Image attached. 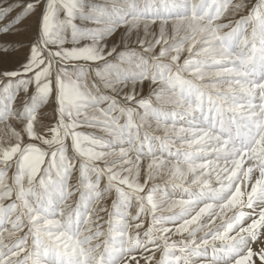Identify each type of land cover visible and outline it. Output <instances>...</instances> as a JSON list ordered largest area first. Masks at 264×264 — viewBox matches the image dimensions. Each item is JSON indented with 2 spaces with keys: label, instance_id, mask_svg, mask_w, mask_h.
I'll use <instances>...</instances> for the list:
<instances>
[{
  "label": "snow or ice",
  "instance_id": "obj_1",
  "mask_svg": "<svg viewBox=\"0 0 264 264\" xmlns=\"http://www.w3.org/2000/svg\"><path fill=\"white\" fill-rule=\"evenodd\" d=\"M0 264H264V0H0Z\"/></svg>",
  "mask_w": 264,
  "mask_h": 264
}]
</instances>
